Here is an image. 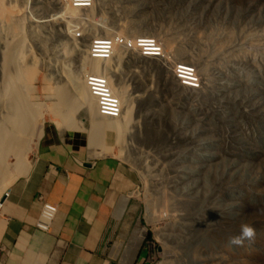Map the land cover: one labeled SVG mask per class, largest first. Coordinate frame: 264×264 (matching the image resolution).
<instances>
[{"label":"rangeland","instance_id":"obj_1","mask_svg":"<svg viewBox=\"0 0 264 264\" xmlns=\"http://www.w3.org/2000/svg\"><path fill=\"white\" fill-rule=\"evenodd\" d=\"M93 3L72 7V16L63 12L66 0H0V24L10 21L13 30L8 37L0 32V84L9 74L3 54L5 62L13 58L28 68L26 98L43 118L34 133L45 122L67 128L65 111L81 122L75 127L91 150L123 163L136 184L140 232H151L146 264H264V0ZM147 34L165 58L114 49L112 86L128 98L129 116L89 145L83 109L76 101L70 110L58 106V69L79 75L90 95L83 82L88 66L80 67L89 38ZM181 61L194 65L197 87L173 79L170 65ZM27 142L24 158L4 155L0 194L23 172L36 143ZM242 223L255 228V239L232 246L229 238Z\"/></svg>","mask_w":264,"mask_h":264},{"label":"crops","instance_id":"obj_2","mask_svg":"<svg viewBox=\"0 0 264 264\" xmlns=\"http://www.w3.org/2000/svg\"><path fill=\"white\" fill-rule=\"evenodd\" d=\"M135 185L83 130L45 122L24 171L2 191L0 264H146ZM41 198L56 206L47 231L34 224Z\"/></svg>","mask_w":264,"mask_h":264},{"label":"bare ground","instance_id":"obj_3","mask_svg":"<svg viewBox=\"0 0 264 264\" xmlns=\"http://www.w3.org/2000/svg\"><path fill=\"white\" fill-rule=\"evenodd\" d=\"M93 5L94 3H92L90 7H92ZM63 12L70 13V15L75 16L76 8L70 7ZM11 18L12 17H10V19ZM4 19H7V17H5ZM0 32H2L7 37L13 34L10 21L8 22V26L7 24L5 26L0 24ZM6 42H9V40L7 39ZM5 46H8L6 50H8L10 53L9 44H5ZM112 54L113 51L108 54L106 59H81L80 67L82 69L84 66H88L93 72L103 73L105 75L109 84H111L115 96L119 98L121 103V111L115 117L96 115V109L93 100L94 97L89 95L84 90L79 75H75L74 73L65 71L63 69H58L59 74L56 77L57 83H60L59 85H57V89H55V97L59 101L58 106H60V104H63L65 109L70 110L69 108L72 101H76V103L83 109L86 114V118H88L90 124L89 145L91 146L95 145L97 141H99L98 138L100 131L105 129L118 128L122 125V123L124 124V122H127L126 119L129 116L130 110L128 98L122 92V89L119 90V88H116L114 85L112 86V81L110 77L111 71L110 67L108 66V57L112 56ZM3 59L4 55L2 54L1 60L3 62V66L6 63L5 69L9 72V74L5 76L2 83L0 84V185L4 181V175L2 176L1 172V161L4 155L13 151L12 153L15 152V154L21 156V158H24L25 152L30 149V144L27 141L29 140L32 145V143L36 142L40 134L39 130L34 133L33 128H35L37 124H41L43 121L42 113L39 112L38 108L34 107L26 98V88H28L26 84V73L28 71V68L21 63H17L16 60H13V58H11L8 62H5ZM102 61L103 63H101ZM58 67H61V63ZM201 68L202 70L204 69V67ZM55 70L56 69H54V71ZM83 82L85 83L84 78ZM64 85L67 86V88ZM61 88L67 90V93H62L61 91L63 89L61 90ZM55 111L60 112L58 110ZM60 116L62 124H64L66 127L68 126L67 128H75V126H80L81 124L80 121H76L75 124L71 117L65 111H61ZM23 168L24 167H17V170L22 171Z\"/></svg>","mask_w":264,"mask_h":264},{"label":"built area","instance_id":"obj_4","mask_svg":"<svg viewBox=\"0 0 264 264\" xmlns=\"http://www.w3.org/2000/svg\"><path fill=\"white\" fill-rule=\"evenodd\" d=\"M70 7H90L93 0H66ZM81 34L77 31L76 38ZM127 50H135L141 56L163 57L165 53L158 39L150 34L138 35L131 38L119 35L92 36L85 45V55L89 59H106L116 46ZM174 80L182 86L195 88L198 86V75L195 67L187 62H172L170 65ZM83 78L91 96L94 97L96 111L101 115L117 116L121 111L120 101L112 90L103 73L93 72L85 67ZM4 196L7 192L4 191ZM56 213V206L41 198V208L35 219V227L40 231H47Z\"/></svg>","mask_w":264,"mask_h":264},{"label":"clouds","instance_id":"obj_5","mask_svg":"<svg viewBox=\"0 0 264 264\" xmlns=\"http://www.w3.org/2000/svg\"><path fill=\"white\" fill-rule=\"evenodd\" d=\"M150 35H152V34H150ZM139 56H141V55H139ZM154 58H157V57H154ZM94 104H95V101H94ZM120 106H121V103H120ZM112 117H114V116H112ZM1 197H2V192L0 194V200H1ZM255 236H256L255 228L252 225H250V224L242 223L240 225V227H239V233L237 235H234V236L229 238V244L232 245V246H236V247H242V246H244L245 241L251 242V241H253L255 239Z\"/></svg>","mask_w":264,"mask_h":264},{"label":"trees","instance_id":"obj_6","mask_svg":"<svg viewBox=\"0 0 264 264\" xmlns=\"http://www.w3.org/2000/svg\"><path fill=\"white\" fill-rule=\"evenodd\" d=\"M144 240H145L146 242L151 240V232H150V231H147Z\"/></svg>","mask_w":264,"mask_h":264}]
</instances>
